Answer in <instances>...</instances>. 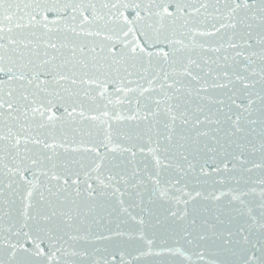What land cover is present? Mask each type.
Instances as JSON below:
<instances>
[{"label":"snow or ice","instance_id":"snow-or-ice-1","mask_svg":"<svg viewBox=\"0 0 264 264\" xmlns=\"http://www.w3.org/2000/svg\"><path fill=\"white\" fill-rule=\"evenodd\" d=\"M0 72V264H264V0H0Z\"/></svg>","mask_w":264,"mask_h":264},{"label":"water","instance_id":"water-1","mask_svg":"<svg viewBox=\"0 0 264 264\" xmlns=\"http://www.w3.org/2000/svg\"><path fill=\"white\" fill-rule=\"evenodd\" d=\"M0 79H7V77L4 75V73L0 72ZM147 200H148V196H147V194H145V201L147 202ZM133 214H135V212ZM157 216H161V218H162V213L160 212V210H157ZM5 219H7V218H5ZM152 225H155V228H153ZM5 227H7L6 224H5ZM166 227H167V225H165V224H157L156 219L154 218L151 221V223L146 226L145 231H146V233L155 232L158 237L162 238L165 234V228ZM98 246H101V245H98ZM145 251H147V249H145ZM133 255H137V253L133 252ZM125 259L130 260L131 257H125ZM193 259H195V258H193ZM140 264H160V258L155 257V256H143L140 258Z\"/></svg>","mask_w":264,"mask_h":264}]
</instances>
